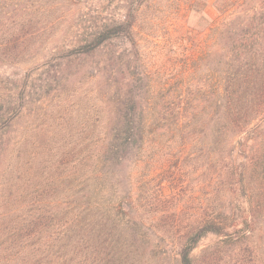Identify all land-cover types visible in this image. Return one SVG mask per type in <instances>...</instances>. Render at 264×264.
Wrapping results in <instances>:
<instances>
[{
	"label": "trees",
	"instance_id": "obj_1",
	"mask_svg": "<svg viewBox=\"0 0 264 264\" xmlns=\"http://www.w3.org/2000/svg\"><path fill=\"white\" fill-rule=\"evenodd\" d=\"M83 2L0 0V65L46 68L42 49L64 39L51 49L87 61L77 73L93 81L92 134L79 149L60 138L56 176L36 193L27 175L42 115L26 119L25 96L0 84V264H264V0H214L215 19L168 37L159 70L147 66L139 19L156 5L185 24L208 0H116L121 13L109 19ZM164 133L178 168L192 148L184 201L122 186L130 160V180L142 159L154 166L153 152L140 153ZM175 201L182 210L161 226L159 205ZM208 235L215 241L192 256Z\"/></svg>",
	"mask_w": 264,
	"mask_h": 264
},
{
	"label": "rangeland",
	"instance_id": "obj_2",
	"mask_svg": "<svg viewBox=\"0 0 264 264\" xmlns=\"http://www.w3.org/2000/svg\"><path fill=\"white\" fill-rule=\"evenodd\" d=\"M83 1H85L81 4L83 12H91L98 19L117 18L121 13L116 0ZM213 1L208 0L205 10L189 14L185 24L179 20H170L174 9L170 8L166 16H163L156 12L157 6L153 5L150 8V13L154 10L155 15L152 16V13L148 12L144 15L143 20L139 19L137 22V30L143 34L141 48L146 57L147 66L153 70L166 67L165 55H167L166 52L169 47L168 37L180 36L184 33L183 26L201 30L205 26V22L215 19L217 13L213 8ZM155 16L159 19H154ZM148 32H152L153 36L156 37H147L145 34H150ZM64 44L67 42L63 39L57 45L53 43L42 49L44 54L48 56L46 60L48 58L50 60L46 68L38 71L28 72L21 66L0 65V84L5 86L10 94L17 95L22 92V95L25 96V102H27L26 119L33 118L38 110L42 115L38 119L42 123V152L39 159L35 157L33 160L27 175L28 184L34 193H36L39 184L41 188H48L56 176L55 167L59 161V153L57 152L61 146L60 138L71 136L70 146L79 149L80 136L89 138L93 132V81L87 77H81L80 73H77L83 68V65L87 66L89 63L87 61L86 64L82 61L65 62V59L60 58L62 56L60 51L51 49L54 46L64 47ZM39 50H41L39 47H35V51ZM169 136L170 133H164L162 137L158 138L152 151H141L140 154L143 153V156L153 152L154 166L145 164V160L142 159L143 162L139 168H135L136 171L132 180H130L129 175L133 171L134 161L130 160L124 164L122 167V174L126 176V178H122L124 189L133 185L139 187L138 190L142 192L143 196L149 195L155 198L173 196L175 199L181 198L183 201L194 194L195 177L191 173L194 163L187 158L192 148L186 149V152L181 154L184 159L183 162L185 161L181 168L182 171L176 165L178 163L176 157L180 153H178L177 147L169 145ZM200 178L198 179L200 180ZM180 187L181 190H179ZM49 195H52V192L45 190L40 197L45 199ZM199 196L201 195L199 194ZM176 202L172 206L160 204L158 217H161L162 220V216L167 213L175 212L177 214L179 210H182ZM183 211L186 212L184 215V219H186L191 209L183 208ZM163 224L162 220L161 226L167 227L166 224ZM214 241L215 237L212 235L203 238L192 251V256L195 257L202 248Z\"/></svg>",
	"mask_w": 264,
	"mask_h": 264
}]
</instances>
